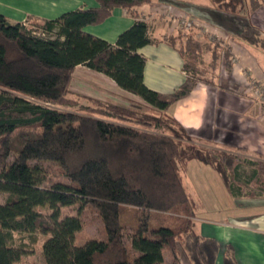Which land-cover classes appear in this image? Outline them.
Here are the masks:
<instances>
[{"label": "trees", "instance_id": "1", "mask_svg": "<svg viewBox=\"0 0 264 264\" xmlns=\"http://www.w3.org/2000/svg\"><path fill=\"white\" fill-rule=\"evenodd\" d=\"M95 1V8L68 11L40 23L10 24L0 14V264H16L27 254L16 245L15 234L45 237L44 264H164L165 248L171 249L175 263L178 243L191 264H216L219 244L196 232V203L184 187L182 172L196 162L219 176L232 199H264V162H255L248 177L255 193L243 195L239 170L246 160L194 144L167 114L202 75L195 66L197 40L162 36L161 41L182 58L186 78L173 92L157 93L144 85L145 60L137 53L154 43L145 21L136 18L114 46L84 31L101 24L116 8L131 13L152 0ZM208 2L230 15L225 18L228 23L243 17L233 38L264 53L261 32L241 16L257 11L264 0ZM79 66L107 77L149 110L84 94L82 98L92 101L93 116L44 106L76 105L68 93ZM47 163L66 181L42 186ZM77 205L75 217H61L62 208ZM43 207L50 214L36 211ZM84 208L97 212L104 238L76 245L65 231L81 230ZM122 208L140 216L129 247ZM221 264H237L231 251Z\"/></svg>", "mask_w": 264, "mask_h": 264}, {"label": "crops", "instance_id": "2", "mask_svg": "<svg viewBox=\"0 0 264 264\" xmlns=\"http://www.w3.org/2000/svg\"><path fill=\"white\" fill-rule=\"evenodd\" d=\"M21 1L0 0V14L4 15L10 24L26 21L40 23L54 20L68 11L98 6L95 0H28V4H25L27 0ZM174 4L181 5V8L174 7V10L191 16L196 25L205 27L207 31L220 33L222 39L229 37L228 47L232 65L229 73L221 65L219 68L216 67L207 83L199 81L188 96L170 106L167 114L197 145L227 153L242 150L248 154L264 155L263 115L259 104L246 97L250 82L264 81V53L259 48L233 38L240 29L239 25L235 24L236 22L235 25L232 24L233 22L227 25L224 23L226 20H223V23L218 22L219 17L209 11L212 7L208 5L210 4L208 0L202 3L193 0H152L135 8L131 13L116 8L101 24L86 27L84 31L114 46L117 37L130 28L136 18L145 21L149 26V36L154 43L137 51L145 60L143 83L152 91L169 94L186 78L182 70L183 60L178 52L161 41L162 36L174 35L180 30L175 18L169 21L164 15L168 6ZM260 12L264 14V6L261 7ZM257 15L258 19L255 18V23L248 22L261 32L264 17ZM208 55L209 53L206 54L207 57ZM204 61L207 62L205 55ZM81 67L82 72L94 81L93 86L97 90L92 96L84 94L86 97L111 101L119 98L120 95L122 98L131 97L138 100L120 91L102 74L91 72L84 66L77 67L76 71ZM96 82L100 85L95 84ZM98 93L105 98L103 99ZM195 167L198 172L196 181L202 183L210 179L212 183L217 182L224 193H227V196L223 194L227 203L224 202L222 207L233 210V213L228 214L225 209L224 214H220L217 221L202 219L205 227L201 226L199 229L196 221L198 197L196 194L192 195L184 185L196 203V232L201 237L215 239L219 244L216 264H221L229 251L237 264H264V199H232L217 174L213 171V173L209 172L208 167L198 163ZM209 191L211 192L212 189L209 188L206 192ZM221 244L225 245L224 253H220Z\"/></svg>", "mask_w": 264, "mask_h": 264}, {"label": "rangeland", "instance_id": "3", "mask_svg": "<svg viewBox=\"0 0 264 264\" xmlns=\"http://www.w3.org/2000/svg\"><path fill=\"white\" fill-rule=\"evenodd\" d=\"M15 1V0H12ZM194 2L202 3L203 1L207 0H193ZM18 2H22L21 0H18ZM25 4H28V0L25 1ZM204 4V3H203ZM212 7L211 4H208ZM174 7L181 8V5H172L168 6L166 13L164 14L167 20L171 21L170 19H176V24H178L180 30L177 31L176 34L180 36V38H185L187 36H192L195 40H197L200 44V53H199V59L196 61V68L202 72V75L200 74L197 76V80L206 82L210 79V75L214 74V69L221 65L226 72V64L231 60L228 59V54L230 53L229 47H228V38L222 39V37L217 32H210L207 31L205 27L197 24L193 20L191 16L185 13L177 12L174 10ZM185 8V6H183ZM186 9V8H185ZM259 8L257 11L250 13L248 15H241L245 16V19L249 22L255 23L256 14L257 16H263L264 14L260 12ZM181 11V10H180ZM210 13H215L219 20L218 22H222L223 20H226V17H229L230 15L225 14L223 12L217 11L214 7L209 10ZM208 18V17H207ZM226 18V19H225ZM237 21L235 24H238V21H242L243 17L236 16ZM206 19V17L204 18ZM183 21L189 22L191 24V27L189 29H185L183 25ZM264 22V20H263ZM228 25L227 20L224 22ZM234 24V23H232ZM234 24V25H235ZM226 27L228 28V26ZM262 29V36L264 37V26H261ZM259 30V29H258ZM260 31V30H259ZM231 37V36H230ZM231 39H233L231 37ZM205 43V44H204ZM179 44V43H178ZM181 44V43H180ZM203 44V45H202ZM183 45V44H181ZM180 45V46H181ZM209 53L208 57L206 54ZM215 54V59L212 58V54ZM204 55L205 60L207 59V62L204 61ZM229 60V61H228ZM213 62V66H212ZM231 62V61H230ZM232 63V62H231ZM211 72V73H210ZM203 79V80H202ZM94 81L90 80L88 78L87 74L82 72V67L79 68L77 71H75L73 78L71 80V83L69 85V98H73L76 100V105L74 107L69 106H54L49 104H43L44 106L59 109V110H65L70 112H75L78 114H84V115H90L93 116L92 112V101L87 100L85 98H82V94L92 96L93 94H96L97 90L93 86ZM98 86L100 85L98 82H96ZM109 91L111 89L109 87H106ZM101 95V97L104 99L105 96ZM122 95V94H121ZM129 96V95H128ZM117 99L106 100L108 103L116 104V105H124L127 107L136 108L139 110H142L144 112L147 111V107L143 106L141 101L138 99H134L131 97H120ZM247 99L250 101H256L259 104L260 111L262 112L263 119H264V81H252L250 82V88L248 89L246 93ZM104 101V100H103ZM149 110V109H148ZM264 123V122H263ZM154 132H159L158 130H154ZM185 134L189 136L186 132ZM190 137V136H189ZM195 142V141H194ZM193 142V143H194ZM195 144V143H194ZM197 145V144H196ZM207 149H211L206 147ZM224 152V151H223ZM227 153V152H226ZM233 156L238 157V159L246 160V162L241 163V167L239 170V173L241 175V182H242V194L246 195L249 194V192L255 193V184L251 187L248 185V177L252 174V171L254 170V163L258 161L264 162V155L260 154H248L242 150H237V152H231L229 153ZM247 162H250L248 164ZM196 163L193 162L192 164L188 165L185 170L182 172V178L184 185L186 189L192 194H196V197H198V209H197V219L199 229L201 226L204 228L205 224L201 221L203 220H209V221H217L219 219V215H223L226 208L222 207V204L227 201L225 200L223 194L227 196V193H224V191L221 189V186L217 184V182L212 183V181L209 179V181L204 180L202 183H198L196 181V176L198 175L197 169H196ZM43 168L45 170V180L42 184V186L49 187L52 183L56 181L64 182L66 181L63 174L54 166L51 164H45L43 165ZM209 172L213 173L211 169L207 168ZM205 173V172H204ZM210 178V177H209ZM197 186V187H196ZM212 189L210 192H206L208 189ZM202 190V191H200ZM197 191V193H196ZM245 199H252V198H245ZM253 200V199H252ZM77 206L72 207H66L61 209V217L65 216H73L75 217L77 215ZM226 209V213L230 214L233 213V210ZM37 212L41 214H50V210L47 207L43 208H37ZM121 214V224L126 225L127 227V234L125 235L124 239L126 242V245L129 247V238L133 233V225H137V221L139 220L140 216L139 213L132 209L128 208H122L120 210ZM80 218L82 220V228L79 232H66V234L73 239L74 243L76 245H82L88 240L91 239H103L104 234L102 230V224L100 221V218L97 214V212L94 209L91 208H84L81 211ZM15 243L16 245L21 246L24 250H26L27 254L22 257V259L16 263V264H44L43 261V254H42V244L45 240V237L41 234H15ZM214 237H217L214 235ZM225 245H220V253H224ZM178 252V258L176 259L177 262L174 263V260L172 258V252L171 249L165 248L163 251L164 254V264H191V262L188 260L187 254L182 249L181 245L178 243L177 250ZM226 252V251H225Z\"/></svg>", "mask_w": 264, "mask_h": 264}, {"label": "built area", "instance_id": "4", "mask_svg": "<svg viewBox=\"0 0 264 264\" xmlns=\"http://www.w3.org/2000/svg\"><path fill=\"white\" fill-rule=\"evenodd\" d=\"M183 25L185 29H189L191 27V24L189 22L183 21Z\"/></svg>", "mask_w": 264, "mask_h": 264}]
</instances>
